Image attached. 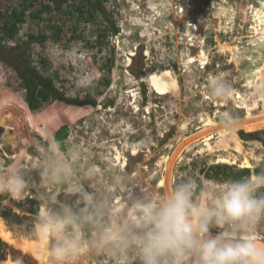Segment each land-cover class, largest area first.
Masks as SVG:
<instances>
[{
  "label": "rangeland",
  "instance_id": "374dc122",
  "mask_svg": "<svg viewBox=\"0 0 264 264\" xmlns=\"http://www.w3.org/2000/svg\"><path fill=\"white\" fill-rule=\"evenodd\" d=\"M27 65L61 96L89 103L41 93ZM214 75L230 85L227 101L210 98ZM227 116L233 127H224ZM248 121L244 131L239 123ZM0 127V169L21 166L29 182L21 199L0 195V228L10 236H0V264H48L46 249L35 257L13 241L39 243L30 233L52 190L30 167L50 141L78 167L94 166L96 183L109 166L137 177L133 195L144 184L170 189L180 173L209 183L255 176L264 150V0H0ZM78 198L56 196L70 205ZM122 199L114 202L123 207Z\"/></svg>",
  "mask_w": 264,
  "mask_h": 264
},
{
  "label": "clouds",
  "instance_id": "9594fccd",
  "mask_svg": "<svg viewBox=\"0 0 264 264\" xmlns=\"http://www.w3.org/2000/svg\"><path fill=\"white\" fill-rule=\"evenodd\" d=\"M208 84L212 100L229 99L224 78L210 76ZM222 121L234 126L231 116ZM254 164L260 169L255 176L209 183L180 173L170 189L144 184L133 195L137 177L109 166L106 179L96 183L94 166L78 167L60 142L50 141L30 167L39 170L41 187L52 190L30 234L45 242L48 264H264V150ZM24 169H0V195L24 197ZM61 191L79 198L74 205L59 202ZM117 195L123 207L114 202ZM213 228L219 231L213 234Z\"/></svg>",
  "mask_w": 264,
  "mask_h": 264
},
{
  "label": "trees",
  "instance_id": "16d2710c",
  "mask_svg": "<svg viewBox=\"0 0 264 264\" xmlns=\"http://www.w3.org/2000/svg\"><path fill=\"white\" fill-rule=\"evenodd\" d=\"M23 71L26 72V74H30L31 77H33V79L36 81V84L41 88L42 92L41 93H45V95H52L54 96L57 100H60L64 103H67V104H71V105H78V106H82V105H86L89 103L88 100H79V99H70V98H65L63 96H61L59 94V92H57V90H55V88L52 86L51 83L47 82L46 80H43V78L38 74L36 73L34 70H32L30 68V66H24L23 67ZM23 77V75H21ZM30 92V91H29ZM32 93H29V95H27V98H26V101L28 103V105L31 107V108H34L33 107V103H32V96H31ZM254 124V122H251V121H248V122H240L239 123V126L244 130V131H250L251 129V125ZM2 131V128L0 127V132ZM260 139L262 140V142L264 143V138L260 137ZM250 140H254L256 141L255 143V146L259 145V141L257 139H250ZM250 140H247V141H250ZM7 143V142H6ZM5 144V143H4ZM224 145V143L222 144ZM213 148V147H212ZM210 148V149H212ZM231 148V147H229ZM247 167H253L252 164H249ZM10 213V212H9ZM9 213L7 214H1V217L7 222V223H17V222H10V215ZM14 216L16 218H18V216L16 214H14ZM19 219V218H18ZM17 219V220H18Z\"/></svg>",
  "mask_w": 264,
  "mask_h": 264
},
{
  "label": "bare ground",
  "instance_id": "6f19581e",
  "mask_svg": "<svg viewBox=\"0 0 264 264\" xmlns=\"http://www.w3.org/2000/svg\"><path fill=\"white\" fill-rule=\"evenodd\" d=\"M134 52H131V55H133ZM130 61V58L128 59ZM206 61V60H205ZM136 150V149H135ZM126 162V161H125ZM166 178V177H165ZM163 182V181H162ZM161 182V183H162ZM160 183V184H161ZM164 184V183H163ZM162 184V185H163ZM167 184V183H165ZM160 186V185H159ZM166 187V186H165ZM4 225V224H3ZM0 236L3 237L4 239H9L8 237V234L3 230V228H0ZM10 242V241H9ZM8 242V243H9ZM12 243V242H11ZM13 245L14 247L16 248H19V250H22V251H25L26 252H29L30 253H34L35 257L39 256L40 253L42 251H45L46 249V246H45V242L39 240V243L36 244L35 241H30V242H16V241H13ZM43 255V253H42ZM34 258V257H33ZM41 260V259H40Z\"/></svg>",
  "mask_w": 264,
  "mask_h": 264
},
{
  "label": "water",
  "instance_id": "95a60500",
  "mask_svg": "<svg viewBox=\"0 0 264 264\" xmlns=\"http://www.w3.org/2000/svg\"><path fill=\"white\" fill-rule=\"evenodd\" d=\"M213 233V232H212ZM213 234H216V233H213Z\"/></svg>",
  "mask_w": 264,
  "mask_h": 264
},
{
  "label": "flooded vegetation",
  "instance_id": "af4514ba",
  "mask_svg": "<svg viewBox=\"0 0 264 264\" xmlns=\"http://www.w3.org/2000/svg\"><path fill=\"white\" fill-rule=\"evenodd\" d=\"M261 137V136H260Z\"/></svg>",
  "mask_w": 264,
  "mask_h": 264
}]
</instances>
